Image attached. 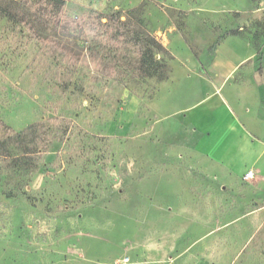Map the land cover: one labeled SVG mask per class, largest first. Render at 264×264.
Instances as JSON below:
<instances>
[{
  "label": "rangeland",
  "instance_id": "obj_1",
  "mask_svg": "<svg viewBox=\"0 0 264 264\" xmlns=\"http://www.w3.org/2000/svg\"><path fill=\"white\" fill-rule=\"evenodd\" d=\"M62 1L0 0V143L43 150L0 157V264H264V164L186 117L218 91L263 133L264 0Z\"/></svg>",
  "mask_w": 264,
  "mask_h": 264
},
{
  "label": "crops",
  "instance_id": "obj_2",
  "mask_svg": "<svg viewBox=\"0 0 264 264\" xmlns=\"http://www.w3.org/2000/svg\"><path fill=\"white\" fill-rule=\"evenodd\" d=\"M224 102L226 100L216 91L205 99H202L201 102L187 109L186 117H191L190 127L193 131L191 137H196L193 140L195 144H212L214 134L223 132L225 135V143L223 142L222 146L236 147V153H234L235 156L233 155V157H240V154L243 155L241 158L242 169L239 172L243 176L250 168H260L261 164H264V156L262 154L264 153V131L261 135H257V140L254 138L253 132L247 127L244 128L236 120L233 112L230 111H227V115L220 121L216 120V117L213 116L214 113H210L208 116L210 119L208 121L203 112H211L212 109L209 110V108L212 107L211 105L209 108L207 106L210 103L223 105ZM262 113L264 116V111ZM237 148L241 150L240 154L237 152ZM207 154L213 157V153L207 151ZM237 166L239 165H236V169Z\"/></svg>",
  "mask_w": 264,
  "mask_h": 264
},
{
  "label": "trees",
  "instance_id": "obj_3",
  "mask_svg": "<svg viewBox=\"0 0 264 264\" xmlns=\"http://www.w3.org/2000/svg\"><path fill=\"white\" fill-rule=\"evenodd\" d=\"M61 3H63L62 0H56ZM117 19V17H115ZM118 20V19H117ZM111 18H106V23L100 24L101 27H103V31L99 34V37H101V40H108L110 38L113 39L114 42H117L118 44L124 43L127 39L124 38L123 34L119 31L115 34L111 35V27H110ZM132 41L135 42L136 45H139V55L141 58V61L143 60L147 64L149 68L148 74H153L154 70H150L151 67L149 66L151 64V55L150 50H152L149 46L140 45V41L132 37ZM160 48V47H159ZM118 75L125 76L126 73L122 70L121 73ZM154 75V74H153ZM37 139H39L37 126L35 124L28 125L24 130H22L20 133H16L13 135V138H11L12 142H9V145H18L21 148V154L18 155V157H11V151L6 147L5 144L0 143V157L5 158H12V161L15 165H25V170L30 171L36 168V162L35 158L36 156L42 154V149L38 147L35 142H37ZM8 146V145H7ZM42 148H45L44 146Z\"/></svg>",
  "mask_w": 264,
  "mask_h": 264
},
{
  "label": "built area",
  "instance_id": "obj_4",
  "mask_svg": "<svg viewBox=\"0 0 264 264\" xmlns=\"http://www.w3.org/2000/svg\"><path fill=\"white\" fill-rule=\"evenodd\" d=\"M253 177V171L248 170L243 176H242V181L247 182Z\"/></svg>",
  "mask_w": 264,
  "mask_h": 264
}]
</instances>
